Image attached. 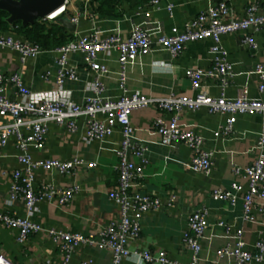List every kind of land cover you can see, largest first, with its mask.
<instances>
[{
	"label": "crops",
	"instance_id": "crops-1",
	"mask_svg": "<svg viewBox=\"0 0 264 264\" xmlns=\"http://www.w3.org/2000/svg\"><path fill=\"white\" fill-rule=\"evenodd\" d=\"M217 1L219 0H148L140 5L123 3L117 12L104 14L96 12L89 5V0L87 3L85 0H70L65 17L73 22L71 18L76 16L78 21L74 22V30L66 28L75 35L95 31L101 37L116 33L126 38L134 25L139 24L152 37H156L159 33H168L172 26L183 29L200 10ZM226 1L234 7L237 14H242L250 2H257L260 9L264 6V0ZM246 32L252 33L257 41V49L254 51L241 43L242 31L221 34L220 41L227 60L232 64V72L225 76V85L221 84L218 74H206L202 77L201 86L210 95L219 96L223 92L227 97H234L246 85L251 97L259 96L256 88L259 76L255 72V64H264V28H249ZM8 33L18 37L12 31ZM212 43L213 38L210 36L190 40L175 55L156 43L153 44L151 52L140 55L126 66L125 90L118 84L120 64L114 52L99 54V61L107 64L109 71L100 76L103 88L98 92L92 89L95 72L78 51L71 53L68 59V65L75 68V79L65 77L61 83L56 79L57 52L54 47L43 49L37 56H28L23 61L18 51L0 47V70L6 73L19 71L24 83L37 98L83 102L86 97L94 94L112 98L133 91L153 98L193 95L196 91L191 88L185 69L198 67L206 72L210 70L214 64V53L210 50ZM5 89L12 93L11 82L6 83ZM171 113L158 108L155 102L131 112L133 138L146 145L147 159L143 162V172L137 178L135 187L157 196L159 205L144 212L139 234L127 242V247L130 250H141L146 246L153 253L163 249L170 259L189 262L192 250L185 239L188 231L187 217L191 211L206 207L212 224L200 239L202 259L199 264H211L214 249L229 237L224 233V227L214 223L218 219L233 227H242L246 247L254 251V242L264 229V200L260 199L261 203L259 200L255 202L252 208L254 219L246 221L242 218L243 206L240 199L230 204L226 200L214 199L211 192L215 187H230L234 181L241 185L239 195L246 191V179L242 174L234 173L233 167L244 166L256 157L261 115L256 112L235 113L233 131L228 135H216L215 131L225 124L228 113L209 112L205 107L181 110L179 121L183 126L202 134L203 147L210 151L211 168L208 172H203L189 166L191 149L186 143H163L155 131L156 117L167 120ZM98 115L103 117L101 113ZM75 123V128L70 130L65 123L49 121L44 148L29 149L34 158L78 156L95 162L91 168L77 166L69 174L42 168L35 171V185L43 182L60 186L79 184V190L71 202L62 205L55 200L40 199L35 202L33 211L27 213L22 198H10L12 172L21 167L16 157L14 138L10 136L0 154V210L28 215L46 228L79 231L93 234V237L99 239L101 228L120 217V210L108 197V192L118 187L117 148L121 146L123 135L120 126L116 125L103 138L87 141L84 139L86 115L77 116ZM132 159L140 161L134 155ZM16 235V228L6 225L0 219V264H54L62 258L58 246L43 230L32 232L22 242ZM111 253L110 248L78 244L71 252L69 263L81 264L82 260H90L89 264H109ZM121 264L158 263L153 260L144 261L136 253H131L121 260ZM247 264H264V253L260 261L252 259Z\"/></svg>",
	"mask_w": 264,
	"mask_h": 264
},
{
	"label": "built area",
	"instance_id": "built-area-1",
	"mask_svg": "<svg viewBox=\"0 0 264 264\" xmlns=\"http://www.w3.org/2000/svg\"><path fill=\"white\" fill-rule=\"evenodd\" d=\"M69 2L70 0H64V3L58 9L48 13L46 18L53 19L59 16ZM85 2L87 3L88 0ZM71 19L73 22L78 21L76 16ZM249 28H264V6L260 9L257 2H250L242 14H237L234 7L226 0H219L200 10L183 29L172 26L168 33H159L156 37H152L147 29L136 24L126 38L116 33L101 37L95 31L76 35L73 33L71 39L53 48L57 52L56 79L58 83H61L65 77L75 79V68L68 65V59L71 53L78 51L84 55L85 62L95 72L92 89L101 91L103 82L100 76L107 74L109 67L99 61V54L114 52L120 64L118 84L125 90L126 66L140 55L151 52L153 44L156 43L160 48L175 55L182 51L187 41L210 36L213 38L210 50L214 53L212 68L207 72L198 67L185 69L191 88L196 91L193 95L178 94L153 98L133 91L112 98L94 94L86 97L83 102L37 98L24 83L19 71L6 73L0 70V116L2 117L0 154L2 147L6 145L10 136H13L17 148L16 157L21 167L15 168L12 172L10 198H22L27 213L33 211L35 202L40 199L55 200L59 204L68 205L79 190L77 183L60 186L43 182L35 185V171L38 168L69 174L75 171L77 166L91 168L95 165L94 161H86L78 156L34 158L29 149L30 147L37 150L44 148L49 121L65 123L70 130H73L77 116L84 114L87 124L85 140L103 138L116 125L120 126L123 135L121 146L117 148L118 187L108 192V197L120 210V217L101 228L99 239L93 237V234H83L79 231L46 228L28 215H19L15 212L0 210V219L6 225L16 228V237L21 242L32 232L40 230L46 232L62 254V258L54 264H70L69 260L74 247L83 243L99 248H110L112 253L109 264H121V260L131 253H136L144 261L153 260L158 264H199L202 259L200 239L204 237L206 229L212 224L206 207L191 211L187 217L188 231L185 233V239L192 250L189 262L172 260L163 249L153 253L146 246L141 250H130L127 247V242L139 234L144 212L159 205L157 196L135 187L137 178L143 172V162L147 159L146 145L133 138L131 112L153 102L158 108L172 112L167 120L160 116L156 117L155 131L158 132L163 143L174 141L186 143L191 149L189 166L203 172H208L211 168L210 151L203 147L202 134L182 125L179 121V112L184 108L196 110L205 107L209 112L228 113L225 124L215 131L216 135L219 133L228 135L233 131L235 113H259L262 117V125L256 141L258 153L248 164L233 167L234 173L242 174L246 179V191L239 195L241 185L234 181L230 187H215L211 192L214 199L226 200L230 204L240 199L243 206L242 218L252 221L254 219L252 208L255 202L264 200V64L261 62L255 64V72L259 76L256 84L258 97H251L246 85L242 86L234 97H227L223 92L219 96H212L201 86L202 77L212 73L218 74L221 84L225 85L227 82L225 76L232 72V64L227 60L226 51L220 41L221 34L242 31L241 43L253 51L257 49L258 44L254 35L246 32ZM0 47H9L18 51L21 61L28 56L35 57L43 50L38 44L22 40L8 32L0 33ZM7 82H11L12 93L5 89ZM99 113L103 114V117H99ZM133 155L140 161H134ZM214 223L224 227V233L229 237H226L225 241L214 249V255L210 259L211 264H247L252 259L260 261L263 258L264 229L255 240V250L252 251L246 247L242 227H233L222 219ZM89 262L90 260H82L81 264H89Z\"/></svg>",
	"mask_w": 264,
	"mask_h": 264
},
{
	"label": "trees",
	"instance_id": "trees-1",
	"mask_svg": "<svg viewBox=\"0 0 264 264\" xmlns=\"http://www.w3.org/2000/svg\"><path fill=\"white\" fill-rule=\"evenodd\" d=\"M148 0H89V5L99 13L111 14L117 12L119 6L123 3L131 5H140ZM68 7L61 12L59 16H66ZM8 12L0 8V33L12 31L22 40L38 44L43 49L53 48L60 45L73 37V32L69 31L63 25L58 17L48 19L40 17L32 23L22 24L21 21L9 22L6 17Z\"/></svg>",
	"mask_w": 264,
	"mask_h": 264
},
{
	"label": "water",
	"instance_id": "water-1",
	"mask_svg": "<svg viewBox=\"0 0 264 264\" xmlns=\"http://www.w3.org/2000/svg\"><path fill=\"white\" fill-rule=\"evenodd\" d=\"M64 0H0V8L8 12L9 22L21 21L22 24L32 23L35 19L45 17L48 13L58 9ZM58 20L69 30L76 25L65 16H58Z\"/></svg>",
	"mask_w": 264,
	"mask_h": 264
}]
</instances>
